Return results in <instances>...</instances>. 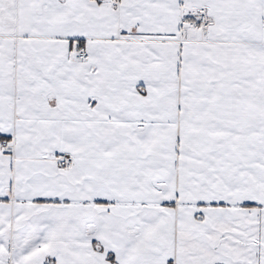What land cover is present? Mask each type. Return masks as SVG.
<instances>
[{
  "label": "snow or ice",
  "instance_id": "6c2138e0",
  "mask_svg": "<svg viewBox=\"0 0 264 264\" xmlns=\"http://www.w3.org/2000/svg\"><path fill=\"white\" fill-rule=\"evenodd\" d=\"M0 264H264V0H0Z\"/></svg>",
  "mask_w": 264,
  "mask_h": 264
}]
</instances>
